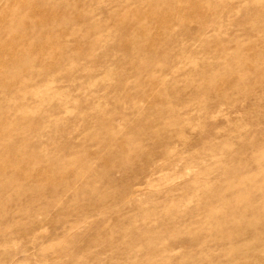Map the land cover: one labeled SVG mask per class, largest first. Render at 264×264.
<instances>
[{
    "label": "rangeland",
    "instance_id": "374dc122",
    "mask_svg": "<svg viewBox=\"0 0 264 264\" xmlns=\"http://www.w3.org/2000/svg\"><path fill=\"white\" fill-rule=\"evenodd\" d=\"M0 264H264V0H0Z\"/></svg>",
    "mask_w": 264,
    "mask_h": 264
}]
</instances>
